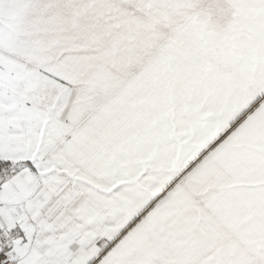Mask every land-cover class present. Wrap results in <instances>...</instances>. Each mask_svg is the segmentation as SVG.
<instances>
[{
  "label": "snow or ice",
  "instance_id": "1",
  "mask_svg": "<svg viewBox=\"0 0 264 264\" xmlns=\"http://www.w3.org/2000/svg\"><path fill=\"white\" fill-rule=\"evenodd\" d=\"M0 264H264V0H0Z\"/></svg>",
  "mask_w": 264,
  "mask_h": 264
}]
</instances>
